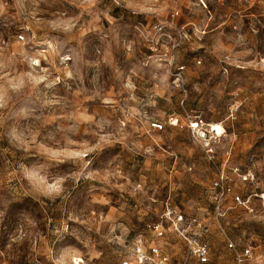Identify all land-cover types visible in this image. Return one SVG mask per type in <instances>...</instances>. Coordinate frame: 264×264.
Segmentation results:
<instances>
[{
    "label": "rangeland",
    "instance_id": "obj_1",
    "mask_svg": "<svg viewBox=\"0 0 264 264\" xmlns=\"http://www.w3.org/2000/svg\"><path fill=\"white\" fill-rule=\"evenodd\" d=\"M187 112L225 136L205 149ZM218 168L264 193V0H0V264L187 258L165 204L210 212ZM227 204L264 264L259 198ZM204 238L235 264L217 222Z\"/></svg>",
    "mask_w": 264,
    "mask_h": 264
},
{
    "label": "built area",
    "instance_id": "obj_2",
    "mask_svg": "<svg viewBox=\"0 0 264 264\" xmlns=\"http://www.w3.org/2000/svg\"><path fill=\"white\" fill-rule=\"evenodd\" d=\"M105 1V0H104ZM20 39H24L23 34H19ZM189 118V129L192 135L201 142L205 149H209L212 140H219L225 136L226 129L222 122H213L209 128L203 127L201 116L187 112ZM151 127L154 130H162L165 124L153 121ZM211 159L214 156L208 150ZM213 207L205 215L194 214L185 216L181 211L174 208L171 203L165 204L164 215L172 221L175 230L184 239L186 245L187 258L175 259L166 253L159 244L151 242L147 245L142 240H137L132 245V258L123 264H207L211 260L212 248L204 236L211 229L212 220L218 223L219 230L226 239L227 247L232 251L235 264H247L254 257L251 245H239L228 234L225 224L230 206L227 201L230 199L236 206H249L252 196L259 198L261 206L264 208V193H255L245 197L238 192L231 181L230 175L224 168H218L217 175L212 181ZM253 212V208H248ZM195 258L196 262L192 259Z\"/></svg>",
    "mask_w": 264,
    "mask_h": 264
}]
</instances>
